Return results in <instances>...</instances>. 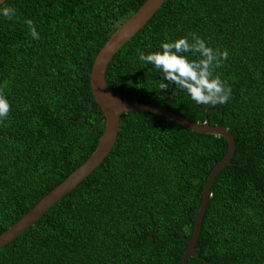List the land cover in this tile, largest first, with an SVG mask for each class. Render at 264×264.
Wrapping results in <instances>:
<instances>
[{
	"label": "trees",
	"instance_id": "obj_1",
	"mask_svg": "<svg viewBox=\"0 0 264 264\" xmlns=\"http://www.w3.org/2000/svg\"><path fill=\"white\" fill-rule=\"evenodd\" d=\"M145 1L7 0L15 15L0 17V95L10 106L0 119V234L96 149L105 118L92 66ZM191 33L228 53L213 70L231 88L224 104L197 105L172 86L161 92L160 74L138 59V50L158 51ZM106 78L125 102L231 131L232 164L212 186L197 254L186 264H264V0H166L114 56ZM227 150L222 136L152 112L124 113L105 161L2 248L0 264H178Z\"/></svg>",
	"mask_w": 264,
	"mask_h": 264
},
{
	"label": "water",
	"instance_id": "obj_2",
	"mask_svg": "<svg viewBox=\"0 0 264 264\" xmlns=\"http://www.w3.org/2000/svg\"><path fill=\"white\" fill-rule=\"evenodd\" d=\"M166 0H146L144 4L109 37L96 56L91 71V88L95 100L103 110L105 129L92 155L63 182L46 194L19 221L0 234V250L21 236L27 229L41 219L54 205L72 192L88 178L105 161L113 150L121 125V118L128 111H145L160 114L176 121L180 125L201 133L222 136L228 141V150L224 158L216 165L205 184L202 203L194 226V233L188 239V249L178 264H186L188 259L197 254V243L202 231L204 215L211 197L212 186L218 174L232 164L236 151V141L231 131L224 126L196 123L158 105L148 103H131L123 101L119 95L111 91L107 84V69L114 56L140 30H142L155 14L162 8ZM4 0H0L3 3ZM153 239V236H151Z\"/></svg>",
	"mask_w": 264,
	"mask_h": 264
},
{
	"label": "clouds",
	"instance_id": "obj_3",
	"mask_svg": "<svg viewBox=\"0 0 264 264\" xmlns=\"http://www.w3.org/2000/svg\"><path fill=\"white\" fill-rule=\"evenodd\" d=\"M15 9L7 4V0L0 3V17L11 19ZM29 34L33 39H39V34L32 20H27ZM191 40L187 36L171 41H162L160 50L148 52L138 50V59L150 65L161 76L158 85L161 92L170 86L179 89L197 105L215 106L226 103L231 96V88L213 70L221 66L227 58V51L213 49L206 41L195 33H191ZM186 53L198 54L197 59H190ZM7 98L0 95V119L9 113Z\"/></svg>",
	"mask_w": 264,
	"mask_h": 264
}]
</instances>
